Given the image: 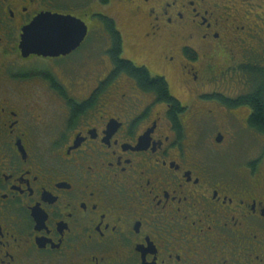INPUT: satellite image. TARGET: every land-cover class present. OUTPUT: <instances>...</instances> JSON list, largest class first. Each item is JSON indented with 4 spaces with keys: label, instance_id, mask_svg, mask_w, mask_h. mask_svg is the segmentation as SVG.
Returning <instances> with one entry per match:
<instances>
[{
    "label": "flooded vegetation",
    "instance_id": "obj_1",
    "mask_svg": "<svg viewBox=\"0 0 264 264\" xmlns=\"http://www.w3.org/2000/svg\"><path fill=\"white\" fill-rule=\"evenodd\" d=\"M47 12L92 30L24 53ZM257 95L264 0H0V264H264ZM223 117L263 137L241 166Z\"/></svg>",
    "mask_w": 264,
    "mask_h": 264
},
{
    "label": "rangeland",
    "instance_id": "obj_2",
    "mask_svg": "<svg viewBox=\"0 0 264 264\" xmlns=\"http://www.w3.org/2000/svg\"><path fill=\"white\" fill-rule=\"evenodd\" d=\"M178 87V83H175ZM219 126L225 125L226 140L218 143L215 139L219 127L215 130H209L205 139L210 147L221 146L224 150V159H220L229 166H241L243 163L251 161L253 157L262 151L263 137L259 136L254 130L249 129L243 125L236 117H223L218 120ZM224 130V128H223Z\"/></svg>",
    "mask_w": 264,
    "mask_h": 264
},
{
    "label": "water",
    "instance_id": "obj_3",
    "mask_svg": "<svg viewBox=\"0 0 264 264\" xmlns=\"http://www.w3.org/2000/svg\"><path fill=\"white\" fill-rule=\"evenodd\" d=\"M41 18H47L49 21V27L45 29L43 32H40L37 30V24L38 21L41 20ZM75 23L78 27L81 28L83 38L79 41L77 46L75 48H69L67 45H54L47 43L45 41V38L47 35L50 34L51 29L59 26L64 25H70ZM84 26H87V24L80 18H77L72 15H63L61 13H41L36 19L25 27L24 33H23V42L21 47L23 48L24 53H36V54H59L60 52H69L72 49H77L81 46L82 41L86 38L88 35L87 32H83ZM88 27V26H87ZM218 142L222 141V136L219 135L217 138Z\"/></svg>",
    "mask_w": 264,
    "mask_h": 264
},
{
    "label": "snow or ice",
    "instance_id": "obj_4",
    "mask_svg": "<svg viewBox=\"0 0 264 264\" xmlns=\"http://www.w3.org/2000/svg\"><path fill=\"white\" fill-rule=\"evenodd\" d=\"M137 7H139V5H137ZM65 15H75V13H67ZM36 27L38 31L43 32L49 27V21L47 18H41ZM96 27H98V25H92V28ZM91 30L92 29L87 26H84L83 28V32H89ZM82 38L83 35L81 28L73 23L51 29L50 34L46 36L45 41L54 45H67L69 48H75Z\"/></svg>",
    "mask_w": 264,
    "mask_h": 264
},
{
    "label": "trees",
    "instance_id": "obj_5",
    "mask_svg": "<svg viewBox=\"0 0 264 264\" xmlns=\"http://www.w3.org/2000/svg\"><path fill=\"white\" fill-rule=\"evenodd\" d=\"M263 96V95H262ZM262 96L257 95L253 98L254 107L256 109V116L250 121L251 126H256L264 131V102Z\"/></svg>",
    "mask_w": 264,
    "mask_h": 264
}]
</instances>
